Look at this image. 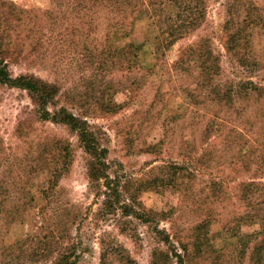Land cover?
Wrapping results in <instances>:
<instances>
[{
	"label": "rangeland",
	"instance_id": "1",
	"mask_svg": "<svg viewBox=\"0 0 264 264\" xmlns=\"http://www.w3.org/2000/svg\"><path fill=\"white\" fill-rule=\"evenodd\" d=\"M157 1L150 5L153 23L151 19L141 22V27L148 24L150 31L157 30L167 17V11L161 14L160 8L153 9ZM249 8L255 25L240 26L242 33L235 42L238 55H242L240 61L223 43L232 27L230 22H241ZM0 10L7 16L12 13L4 25L16 45L8 58L11 74L55 80L65 91L61 103L72 102L77 109L83 107L90 115L96 114L90 123L99 128L108 147L111 171L142 176L150 166L165 164L172 174H181L169 187L159 184L142 196L147 209L170 212L169 220L161 221L160 226L174 231L175 237L188 245V264H249V249L244 256L240 254L242 246L234 234L239 228L241 232L257 228L242 221L259 211L264 202L259 197L264 195V187L250 184L255 177L264 184V104L247 98L248 85L244 83L250 79L264 84V0H208L201 26L168 46L157 59L154 54L146 55V66L140 72L125 69L121 59L111 55L102 57L106 72L94 71L97 58L91 55L90 44L85 46L83 41L88 39L94 47L105 48V30L93 32L89 28L93 22L77 29L73 10L67 13L52 0H0ZM137 34L141 40L146 35L144 31ZM200 37L207 38L220 56L225 79L233 86L231 96L208 91L197 77L173 68L186 46ZM85 65L92 70L88 75ZM110 94L121 108L114 113L97 111L96 99L100 95L109 98ZM34 108L25 90L0 84V173L7 170L12 174L20 157L31 153L38 138L45 135L69 141L72 160L53 191L46 192L48 172L35 178V185L46 192L36 202L32 200L31 205L40 210H32L21 220H13L12 214L0 215V264H49L71 235L78 239L81 250L77 264H126L123 260L128 256L136 264H149L151 250L157 247L151 230L136 223L139 236L130 237L118 231L114 220L92 215L86 155L78 138L64 125L37 121ZM18 123L21 136L16 131ZM152 143L158 144L157 154L146 148ZM12 183L10 178L0 188V207L12 202ZM25 184L22 178L24 190ZM16 192L18 203L30 202L25 191ZM61 208L70 209V218L58 217ZM84 213L87 216L79 221L78 237V216ZM201 219L211 222L209 235L203 243L201 239L200 252L191 242L193 224Z\"/></svg>",
	"mask_w": 264,
	"mask_h": 264
},
{
	"label": "trees",
	"instance_id": "2",
	"mask_svg": "<svg viewBox=\"0 0 264 264\" xmlns=\"http://www.w3.org/2000/svg\"><path fill=\"white\" fill-rule=\"evenodd\" d=\"M52 1L65 9L67 13L69 9L73 10L75 13L74 25L77 29H84L83 24L93 22L92 25H89L93 32L99 28L105 30L104 43L107 44V47H99L97 44L94 47L88 39V41L86 39L83 41L85 46L90 44L91 55L97 58L93 63L94 71L97 72L102 69V72H106L102 57L106 58V56L111 55L114 59L120 58L121 66H125V69L134 68L132 70L140 72L146 66L145 61L148 60L145 59L146 55L154 54L155 59H157L164 54V49L176 40L193 33L201 26L205 20L208 0H158L153 9L160 8L159 13L161 14L167 11V17L163 23H160L157 30L151 31L147 29L148 24L141 27L143 24L141 22H144L145 19H151L150 23H153L155 15L152 14L151 6L154 0ZM9 5L14 8L12 4ZM10 11L12 12L13 9ZM11 12L7 16L6 12L0 10V84L25 90L35 107L34 113L37 121L64 125L76 135L86 155L85 174L88 191L93 198L89 206L92 215L103 218L102 220H114L116 226L118 223V231L128 233L130 237L139 236L136 223L149 228L157 243V247L151 250L149 264H158L159 262L160 264H188V245L183 242V239L175 237L174 231L169 232L168 229L160 226L161 221L169 220L170 212L167 209L155 212L147 209L144 206L142 196L147 191L157 189L155 186L159 187V184L169 187L170 184L179 179L181 174L179 176L178 172L172 174L171 167L165 164L150 166L142 176L118 175L111 171L108 147L103 141L99 128L90 123V118L96 114L90 115L89 110L83 107L77 109L72 102L71 107L61 103V97L65 91H63L62 85L55 80L48 81L30 74H18L16 76L11 74L8 68V58L11 57V53H15L16 45L10 41L4 27L12 15ZM250 15L251 10L249 8L248 11L246 9L245 18L241 22L238 21L234 24L230 22L232 27L228 31L227 41L223 43L224 48L228 52H232L234 56H238L240 61L242 55H238L239 45L235 42L236 38L240 37V32L242 33L241 25L246 23L248 28L255 25L252 24ZM104 21L107 25H103ZM234 25L236 26L234 27ZM143 31L146 35L141 40L137 33L141 35ZM244 36L247 37L248 34ZM29 44H32L31 40ZM243 64L244 62H242ZM85 66L84 70L89 68V71L84 72L85 75H88L92 70L88 65ZM154 66L155 64L146 67V70H151ZM173 68L197 77L198 80L204 82L208 91L210 89L217 93L223 92L227 96L234 93L233 86L230 87V83L225 79L220 56L214 52L209 40L205 37H200L186 46L178 60L173 63ZM244 83L248 85L246 88L247 98L252 101L262 100L264 104V84L250 79H246ZM102 95L94 102V107L100 108L97 111L114 113L121 108L122 104L114 101L111 94L107 95L109 98H103ZM94 111L96 112V109ZM18 126L19 123L16 131L18 136H21ZM157 147L158 144L156 143L146 146L147 150L153 154L160 151ZM71 160L72 149L69 141L50 135L38 138L31 153L29 151L20 157L12 174L7 170V173L5 171L0 173V188L9 183L10 178L13 182L12 187L15 188L11 197L12 202L0 207V215L7 217L8 214H12L13 220H21L31 215L32 210H40V207L31 205L32 200L36 202L40 198L39 195L56 188L59 179L68 171ZM7 168L9 167L7 166ZM179 168L183 170L184 167L181 165ZM45 173H47L44 178L46 192L41 191L35 185L37 182L34 181L35 178H43ZM22 178L25 179V190L24 186L21 185ZM257 178L255 177L251 183L248 182L247 184L250 183L256 188L258 186L264 187V184ZM171 179L172 181H170ZM243 183L245 184V182ZM16 189L25 191L30 202L18 203ZM259 197L264 201V195ZM260 206L259 211L253 212L246 217V221H242L245 225L256 224L257 228L251 232H241L239 228L238 233L234 234L236 241L242 246L240 254L244 256L245 250L249 249V264H264V202ZM60 210L58 217L70 218L69 208H61ZM35 214L36 212H33V215ZM39 214H43V212L40 211ZM84 216L87 214L78 216V228H76L78 237L81 236L79 221ZM210 222L201 219L193 224L192 231L195 232V236L191 244L194 245V250L201 252L203 240L209 235L207 229ZM70 238V241L59 249L49 264H77L81 250L77 246L78 239L74 238L73 235ZM102 257L105 258V252H102ZM124 258L123 261L126 264H136L129 256Z\"/></svg>",
	"mask_w": 264,
	"mask_h": 264
}]
</instances>
